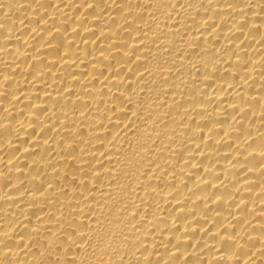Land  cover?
<instances>
[{"label": "bare ground", "instance_id": "bare-ground-1", "mask_svg": "<svg viewBox=\"0 0 264 264\" xmlns=\"http://www.w3.org/2000/svg\"><path fill=\"white\" fill-rule=\"evenodd\" d=\"M0 264H264V0H0Z\"/></svg>", "mask_w": 264, "mask_h": 264}]
</instances>
